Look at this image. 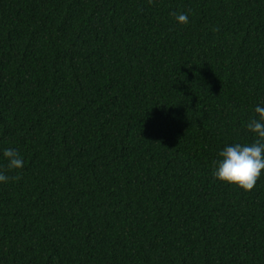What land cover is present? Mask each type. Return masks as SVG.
I'll use <instances>...</instances> for the list:
<instances>
[{
  "label": "trees",
  "instance_id": "obj_1",
  "mask_svg": "<svg viewBox=\"0 0 264 264\" xmlns=\"http://www.w3.org/2000/svg\"><path fill=\"white\" fill-rule=\"evenodd\" d=\"M256 106L264 0H0V264H264Z\"/></svg>",
  "mask_w": 264,
  "mask_h": 264
},
{
  "label": "clouds",
  "instance_id": "obj_2",
  "mask_svg": "<svg viewBox=\"0 0 264 264\" xmlns=\"http://www.w3.org/2000/svg\"><path fill=\"white\" fill-rule=\"evenodd\" d=\"M153 4L154 0H148ZM180 24L187 25L189 19L187 14H175ZM218 30V29H217ZM255 113L258 118H252L246 128L255 134L251 144L236 143L226 146L218 153L219 160L214 161L216 165L213 176L215 179L242 189L244 192H251L261 174L264 173V107L256 106ZM4 158L8 161L9 170L23 169L24 161L18 151L12 148L3 151ZM10 177L0 172V182L7 183ZM12 180H19L20 176L11 177Z\"/></svg>",
  "mask_w": 264,
  "mask_h": 264
}]
</instances>
